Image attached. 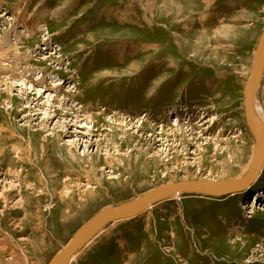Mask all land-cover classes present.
<instances>
[{
	"label": "rangeland",
	"instance_id": "1",
	"mask_svg": "<svg viewBox=\"0 0 264 264\" xmlns=\"http://www.w3.org/2000/svg\"><path fill=\"white\" fill-rule=\"evenodd\" d=\"M263 30L264 0H0V61L27 85L0 75V264H50L155 187L246 175ZM88 242L68 264H264V165L248 190L175 194Z\"/></svg>",
	"mask_w": 264,
	"mask_h": 264
},
{
	"label": "water",
	"instance_id": "2",
	"mask_svg": "<svg viewBox=\"0 0 264 264\" xmlns=\"http://www.w3.org/2000/svg\"><path fill=\"white\" fill-rule=\"evenodd\" d=\"M250 73V78L244 87V104L246 118L256 136V153L246 175L236 180L199 179L171 182L151 189L140 199H133L119 206L101 210L72 237L70 243L59 252L51 264H68L71 255L80 249L88 239L94 237L104 225L119 219L123 220L137 216L143 213L151 204L170 198L176 193L221 196L248 190L257 179L264 164V127L259 121L255 109L256 90L264 73V30L256 46L255 58Z\"/></svg>",
	"mask_w": 264,
	"mask_h": 264
},
{
	"label": "bare ground",
	"instance_id": "3",
	"mask_svg": "<svg viewBox=\"0 0 264 264\" xmlns=\"http://www.w3.org/2000/svg\"><path fill=\"white\" fill-rule=\"evenodd\" d=\"M1 13H3V15L6 14V13H4V12H1ZM3 15H1V17H3ZM18 32H19V33H22V34H26V33H27L23 28H21L20 30H18ZM11 36H12V35H11ZM17 36H18V34H17ZM260 37H261V36H260ZM15 38H16V37H15ZM0 39H1V40H0V43H1L2 45H5V44L9 45V44H11V42H12V43L14 42V41H13V37H10V36L7 35V34H6L5 36L1 37ZM259 39H260V38H259ZM258 42H259V40H258ZM257 44H258V43H257ZM11 45H13V44H11ZM13 47H14V46H13ZM13 47H12V48H13ZM36 48H37V47H35V49H36ZM35 52H36V51H35ZM255 53H256V51H255ZM13 54H14V53H13ZM44 55H45L44 58L48 57V56H47L48 54L45 53ZM254 58H255V57H254ZM7 63H8V62H7ZM12 66H13V65H12ZM26 71H27V70H26ZM1 73H6L7 76L14 78V80L17 79V77H16L15 74H14V71L12 72L11 69L8 68V66L5 67L3 64H1V61H0V75H1ZM25 73H26V72H25ZM25 73H24V74H25ZM28 74H29V73H28ZM40 74H41V73H40ZM250 75H251V73H250ZM250 75H249L248 79L250 78ZM263 75H264V73H263ZM24 76H25V75H24ZM26 76H27V75H26ZM5 77H6V76H5ZM27 77L29 78V75H28ZM1 78H2V81H0V84H1V82H3V81H8V79H6V78H3V77H1ZM18 78H19V77H18ZM21 78H22V77H21ZM23 78H24V77H23ZM23 78H22V79H23ZM53 78L56 79L55 77H53ZM35 79L38 80V82L40 81V82L42 83V81H44V75H42V76H40V77H36ZM54 79H51V82H50V83H53V82L56 83V82H57V83L55 84V86L63 85V84H64V81L62 80L61 77H59V78L56 79V80H54ZM248 79H247V80H248ZM19 80H20V81H18V82H17V80H15L16 83H17V86H19V85H21V86H27V85L25 84L26 82H24V80H21V79H19ZM26 80H27V79H26ZM28 81H29V80H28ZM246 82H247V81H246ZM6 83H7V82H6ZM16 83H15V84H16ZM54 83H53V84H54ZM13 84H14V83H13ZM38 84H39V83H38ZM245 84H246V83H245ZM5 85H6V84H5ZM10 87H12V84H8V87H7V88H10ZM31 87H32V86H31ZM31 87H29V89H32ZM244 87H245V86H244ZM259 87H260V85L257 87V90H256V96H255V109H256V113H257L258 119H259V121L262 123V125H263V127H264V119H263V114H262V111H263L264 108L262 109V106H263V105H261V102H260V100H259V98H260V97H259V89H260ZM40 88H41V87H40ZM33 90H34V89H33ZM41 90H42V88H41ZM41 90H40V89L37 90V93H38L40 96L42 95V91H41ZM31 92H32V91H30V93H31ZM39 98H40V97H39ZM39 98H38V99H39ZM56 103H57V102H56ZM244 103H245V98H244ZM11 113H12V112H11ZM245 114H246V113H245ZM47 118H52V116L48 115ZM177 122H179V120L176 121V123H177ZM0 127H1V126H0ZM253 133H254V132H253ZM254 135H255V134H254ZM255 139H256V136H255ZM26 150H27V149H26ZM255 153H256V141H255V152H254V155H255ZM254 155H253V159H254ZM15 158H16V157H15ZM21 161H22V160H21ZM38 162H39V160L36 161L35 163H38ZM263 165H264V164H263ZM263 165H262V166H263ZM37 167H38V166H37ZM46 168H47V167H46ZM46 168H45V169H46ZM249 168H250V167H249ZM8 171H9V170H8ZM16 173H17V172H16ZM258 175H259V174H258ZM234 180H236V179H234ZM179 193H180V192H179ZM179 193H176V195L179 194ZM183 193H184V192H183ZM174 195H175V194H174ZM2 197H3V196H2ZM140 198H141V197H140ZM140 198H138V199H140ZM252 199H254L252 205L248 206L246 203H245V204H242V205H247L248 208H249V207H253V206H255V205H256V207H257V205L259 204L258 199L256 200V198H253V197H252V198H251V201H252ZM135 200H136V199H135ZM107 208H108V207H107ZM246 208H247V207H246ZM105 209H106V208H105ZM103 210H104V209H103ZM93 217H94V216H93ZM93 217H92V218H93ZM92 218H91L89 221H91ZM89 221H88V222H89ZM88 222H87V223H88ZM84 225H85V224H84ZM84 225H83V226H84ZM83 226H82V227H83ZM104 226H105V225H104ZM104 226H103V227H104ZM82 227H81V228H82ZM81 228H80V229H81ZM80 229H79V230H80ZM79 230H78L77 232H79ZM96 233H97V232H96ZM92 237H93V236H92ZM92 237H91V238H92ZM91 238H90V239H91ZM72 239H73V238H72ZM72 239H71V240H72ZM90 239H88V240L86 241V243H87ZM71 240H70V241H71ZM69 243H70V242H69ZM69 243H68V244H69ZM86 243H85V244H86ZM68 244H67V245H68ZM85 244H84V245H85ZM84 245H83V246H84ZM83 246H81L80 249H81ZM80 249H78L75 253H77ZM75 253L71 255L69 261L71 260V258L73 257V255H76ZM58 254H59V253H58ZM58 254H57V255H58ZM57 255H56V256H57ZM56 256H55V257H56ZM55 257L52 259L51 263L53 262V260L55 259ZM69 261H68V263H69ZM51 263H50V264H51Z\"/></svg>",
	"mask_w": 264,
	"mask_h": 264
}]
</instances>
